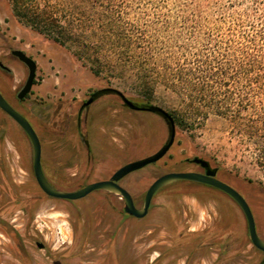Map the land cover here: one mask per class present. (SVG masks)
Segmentation results:
<instances>
[{
	"label": "rangeland",
	"instance_id": "rangeland-1",
	"mask_svg": "<svg viewBox=\"0 0 264 264\" xmlns=\"http://www.w3.org/2000/svg\"><path fill=\"white\" fill-rule=\"evenodd\" d=\"M172 8L141 5L132 12L173 17L178 11ZM136 26L150 30L144 24ZM11 49L34 60L36 75L25 102L9 104L37 130L43 173L60 190H77L89 181L105 178L125 163L150 157L167 135L162 119L149 113L110 116L106 125L101 124L106 120L99 116L80 126V132L85 134L88 129L91 137L90 151L85 152L73 126L72 103L87 99L93 91L112 88L134 101L146 103L149 98L147 104L169 116L183 111L179 99L169 91L157 88L147 97L127 74H96L90 60L76 56L75 45L62 46L31 30L14 15L8 0H0V62L10 69V93L21 89L27 76L26 67L10 56ZM108 100L117 110L115 98ZM174 126V143L166 156L155 165L126 174L120 181L136 207L142 205L144 192L155 178L182 167L179 161L184 158L203 157L244 185L249 184L244 188L247 203L264 240V174L252 165L250 150L232 135V125L209 117L202 123L186 119V124ZM0 127V196L10 182L15 189L13 193L7 189L8 196L16 193L18 198L31 201L23 210L11 212L13 207L8 206L0 212V219L20 235L26 251L24 263L22 251L0 225V264H112L107 252L110 243L116 244V264H153L160 257L159 264H213L216 260L218 248L203 253L181 243L186 228L200 231L212 222L211 208H203L188 197L167 201L162 198L164 193L152 201L146 217L132 220L120 215L122 201L109 193L95 191L76 201L47 197L35 186L32 148L24 133L1 111ZM238 216L244 223L240 213ZM252 259L248 245L231 264H248Z\"/></svg>",
	"mask_w": 264,
	"mask_h": 264
},
{
	"label": "trees",
	"instance_id": "trees-1",
	"mask_svg": "<svg viewBox=\"0 0 264 264\" xmlns=\"http://www.w3.org/2000/svg\"><path fill=\"white\" fill-rule=\"evenodd\" d=\"M8 3L26 27L62 46L75 45L76 56L90 60L96 74H127L147 97L157 88L176 95L183 111L170 115L174 125H184L186 119L202 123L209 117L231 124L232 135L250 150L252 165L264 174V0ZM141 5L173 7L178 13L172 17L132 12ZM138 24L150 30L139 29ZM145 100L148 103L149 98ZM81 143L90 148L91 137ZM7 189L12 192L15 186L8 182L6 192L2 191L0 212L8 206L13 207L11 212L23 210L31 203L16 193L8 196ZM239 220L231 214L214 220L205 230L183 231L181 243L203 253L218 248L213 264H231L251 246ZM0 225L22 251L26 263L20 235L2 219ZM251 251L253 259L248 264H264V253L252 246Z\"/></svg>",
	"mask_w": 264,
	"mask_h": 264
},
{
	"label": "flooded vegetation",
	"instance_id": "flooded-vegetation-1",
	"mask_svg": "<svg viewBox=\"0 0 264 264\" xmlns=\"http://www.w3.org/2000/svg\"><path fill=\"white\" fill-rule=\"evenodd\" d=\"M12 50L13 49L10 50L9 54H10V56L12 58H15L13 55H11V51ZM8 83H11L10 69L8 67H6L5 65H3L0 62V94L2 95V97L4 98V100L8 104H9V102H12L15 105H21V104H23L25 102V100L27 99V96L29 94L25 95L22 99H19L17 97V94H18V92H19L20 89L18 91H13L12 93H10L9 89H11V86L8 89L7 88L8 87ZM33 84H34V82H33ZM122 95H121V93L119 91H117L115 89H112V88H104V89H101V90L93 91L92 93H90L88 95L87 99L79 100V101H76V102L72 103L71 116H72V120L74 122V125L73 126L75 128V132H76L77 138L81 142L83 140L88 139L89 132H85V134H83L82 132H80V126L81 125H83V126L85 125L86 126V124H88V122H90L95 117L102 116V118H104L106 121L102 122L101 124L106 125L110 116H113V117H117V116L118 117H122L127 112L128 113H131V114H135V113H139V112L149 113L151 115H154V116L156 115V116L160 117L162 119V122L165 124L166 131H167V135H166L165 142L162 144L161 147H159L158 150H156L151 155V156H153L161 148L164 147V145L167 143V141L169 139L170 131H169V121H168L167 117H165L157 109V107L151 106V105H149L147 103H144V102H138V101H134V100L128 99L126 96L123 95L126 98V100H128L130 102L131 106H129L128 104L125 103L124 99L122 98ZM109 97H114L115 98V102L117 103L116 106L118 107L117 110L116 109H112V105H111L110 101L108 100ZM1 112L3 114H5L3 111H1ZM112 113H117V115H111ZM10 120H12V119L10 118ZM12 122L22 131V129L13 120H12ZM173 124H174V122H173ZM33 130H34V128H33ZM35 133H36V131H35ZM24 135L26 136L25 133H24ZM26 138L28 139L27 136H26ZM174 139H175V134H174L173 142L170 145V147L168 148V150L166 151V153L159 160H157L154 163L148 164V165H155L161 159H163L166 156V154L169 152L170 148L172 147V145L174 143ZM28 141H29V139H28ZM82 145L85 148V150H84L85 152L90 151V148H87L86 146H84V144H82ZM41 157H42V147H41ZM195 158L202 160L205 164L203 165L201 163H195V162H193V160ZM141 159H145V158H140V159H137V160H134V161H138V160H141ZM134 161H131V162H134ZM131 162H128V163H131ZM128 163H125V164L121 165L120 167H122V166H124V165H126ZM179 163L182 164L183 166L180 167V168L172 169V171H170V172H193V173L205 175L208 171H210L212 173V177L214 179H216V180H218V181L226 184L227 186H229L230 188H232L234 191H236L238 194H240L242 196V198L245 200L246 204L248 205V203H247V198L248 197H247V195H246V193L244 191V188L248 187L249 184H245L244 185V182L243 181L238 180L234 175H230L228 173H225L219 167L215 166L209 159H206V158H203V157L193 156V157L184 158L183 160H180ZM120 167L116 168L114 171H112V173H110L105 178H102V179H99V180H95V181H89L88 183L83 184V186L80 187V188H78L77 190L83 188L84 186H86V185H88L90 183H94V182H98V181L110 180L111 176ZM41 168H42V172H43L42 160H41ZM141 168H139V169H141ZM139 169H137V170H139ZM134 171H136V170H134ZM32 172H33V169H32ZM130 172H132V171H130ZM130 172H128V173H130ZM170 172H166V173H170ZM128 173H125L123 175H120L119 177L115 178V180H114V182L117 185H119L120 187H122L123 189H125V188L120 183V181ZM48 183H49V181H48ZM151 183L149 184V186L151 185ZM176 183H183V184L179 185V184H176ZM54 184H56V183H54ZM56 185L57 186H61L62 184H56ZM148 187L146 188V190L144 192L143 200H144L145 193H146ZM54 188L58 189L59 187H54ZM62 191H64V190H62ZM73 191H76V190H73ZM73 191H66V192H73ZM95 191L109 193V192H106V191L97 189V190H94V191L90 192L88 195L93 194ZM164 193H166L165 196L164 197L161 196V197L164 198V199H166L167 201L168 200L169 201L170 200L172 201L173 199H179V198H182V197H188L191 200H193L197 205H199V206H201L203 208H211L214 211V213H213L214 214V217L212 219V222L209 225H207L206 227H204L203 229H201L200 231L209 228L212 225V223H213L214 220H218V219L222 218L223 216H228V215L234 214L239 219H241L238 216V213H240L241 216H242V218L245 221L242 224L245 225V229H246L247 234H248L246 220H245L244 214H243L242 210L240 209V207L238 206V204L228 194H226L225 192H223V191H221V190H219V189H217V188H215L213 186H210V185H207V184H204V183L195 182V181H178V182H174V183H172L170 185H167V186H165V187L157 190L154 193V195L152 196V198H151L150 205H149L148 210H147V213H146V215L144 217L147 216V214L149 212V209L151 207L152 201L156 197H160L159 194H164ZM109 194H112V193H109ZM88 195H86L85 197H87ZM112 195H114V194H112ZM130 196L132 198V201H133L134 206L136 207L134 198L132 197L131 194H130ZM85 197H83V198H85ZM83 198H80L78 200H81ZM117 198L120 201H122L119 197H117ZM63 201H76V200H63ZM122 204H123L122 205V210H121V213H120L121 216L128 217V218H130L132 220H142L144 218V217H142V218H135L133 216L128 215L124 211V203H123V201H122ZM142 204H143V201H142ZM140 207H142V205ZM140 207H136V208H140ZM248 207H249V205H248ZM254 209H255V207H254ZM250 211H251V209H250ZM255 211H256V209H255ZM251 213L253 215V212L252 211H251ZM253 218H254V222H255L256 232H257V234L259 236L258 226H257V219L254 216H253ZM186 231L187 232H198V231H191L189 228H186ZM248 238H249V235H248ZM250 244H251V242H250ZM115 245L116 244H114V243H112V244L110 243V245L109 244L107 245V247H108L107 248V252L109 254V259L112 261V264H116V261H117L116 259H117V256H118L117 253H116V250H115ZM251 246H252V244H251ZM262 253H264V252H262ZM199 256L201 257V254H199Z\"/></svg>",
	"mask_w": 264,
	"mask_h": 264
},
{
	"label": "water",
	"instance_id": "water-1",
	"mask_svg": "<svg viewBox=\"0 0 264 264\" xmlns=\"http://www.w3.org/2000/svg\"><path fill=\"white\" fill-rule=\"evenodd\" d=\"M11 55H13L27 69L26 79L22 88L17 94V97L19 99H22L25 95L29 94L33 86V82L35 80L36 75V63L31 57L27 56L24 52L17 49H13L11 51ZM122 98L124 99L126 104L131 106L130 102L126 100L123 95ZM157 109L165 117H167L169 121L170 135L167 143L164 145L163 148H161L157 153H155L151 157L134 161L120 167L111 176L110 180L90 183L79 190L73 192H66L60 189H56L48 183L41 168V143L37 134L33 130L30 123L21 114L15 111L0 94V110L3 111L9 118H11L17 124L29 139L32 148V169L34 179L41 192L44 193L47 197L57 200H78L80 198L85 197L90 192L100 189L119 197L124 203L125 213L135 218H142L146 215L151 198L157 190L178 181H195L199 183H204L225 192L238 204L244 214L247 224L248 235L252 246L255 247L257 250L264 252V240H262L256 232L253 215L245 200L232 188L214 179L210 171H208L205 175L193 172H170L157 177L148 187L145 193L142 207L140 208H136L133 204L130 194L114 182L115 178L119 177L120 175L137 170L143 166L156 162L166 153V151L172 144L175 134V126L173 124V120L165 111L160 108ZM193 162L201 163L203 165L205 164L202 160L197 158H195ZM37 246L39 248L43 247L41 243H37Z\"/></svg>",
	"mask_w": 264,
	"mask_h": 264
}]
</instances>
